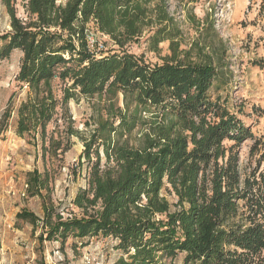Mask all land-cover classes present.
<instances>
[{"label": "trees", "instance_id": "trees-1", "mask_svg": "<svg viewBox=\"0 0 264 264\" xmlns=\"http://www.w3.org/2000/svg\"><path fill=\"white\" fill-rule=\"evenodd\" d=\"M153 1L3 0L11 28L0 33V61L21 50L16 81L27 89L16 133L44 163L27 179L43 214L23 208L17 217L63 249L69 239L75 251L109 240L117 264H264V130L256 134L222 94L226 65L180 50L173 17ZM90 24L119 49L92 51ZM145 31H153L154 50L171 41L163 62L125 48ZM83 97L97 105L79 129L70 102ZM253 113L264 118L262 107ZM73 136L84 145L87 185L66 212L52 183ZM248 140L251 164L243 171Z\"/></svg>", "mask_w": 264, "mask_h": 264}, {"label": "rangeland", "instance_id": "rangeland-1", "mask_svg": "<svg viewBox=\"0 0 264 264\" xmlns=\"http://www.w3.org/2000/svg\"><path fill=\"white\" fill-rule=\"evenodd\" d=\"M64 3L67 0H58ZM173 17L177 36L174 41L180 50L193 54H212L216 61L226 65L225 76L229 85L221 91L228 94L234 110L243 109L240 118L250 124L259 134L264 130V118L253 113V107L264 108V2L262 0H154ZM18 14L26 17L21 5ZM92 30L102 44L100 52L119 49L108 35ZM11 28L7 8L0 0V33ZM153 31H145L125 48L142 56L147 62L161 63L171 54L170 40L159 44L154 50L149 40ZM23 53L15 49L8 58L0 61V264H117L119 252L109 240H94L78 251L71 248L73 239L61 247L58 241L39 238L41 229L17 217L23 208L43 214L42 201L27 191L28 173L35 168L44 170V163L37 149L27 139L16 133V109L26 96L27 89L17 86L16 76ZM14 107L11 118L3 128V114L9 106ZM96 99L81 98L70 102V112L75 126L85 129V122L94 116ZM99 108V106L97 107ZM70 149L65 153L61 167L56 168L53 180V197L66 212L73 208L71 200L78 189L87 185L85 159L81 160L84 145L73 136ZM251 141L241 149V167L249 170ZM50 167L51 164H50ZM172 203L175 196L165 192ZM174 209V207H172Z\"/></svg>", "mask_w": 264, "mask_h": 264}, {"label": "built area", "instance_id": "built-area-1", "mask_svg": "<svg viewBox=\"0 0 264 264\" xmlns=\"http://www.w3.org/2000/svg\"><path fill=\"white\" fill-rule=\"evenodd\" d=\"M87 39H88L89 48L92 51L98 53V49L102 48V44L98 42L96 34L92 30H88Z\"/></svg>", "mask_w": 264, "mask_h": 264}]
</instances>
